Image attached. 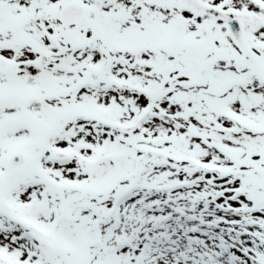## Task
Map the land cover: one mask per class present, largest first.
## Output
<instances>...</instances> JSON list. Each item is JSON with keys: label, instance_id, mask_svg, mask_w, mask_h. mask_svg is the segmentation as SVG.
<instances>
[{"label": "snow or ice", "instance_id": "6c2138e0", "mask_svg": "<svg viewBox=\"0 0 264 264\" xmlns=\"http://www.w3.org/2000/svg\"><path fill=\"white\" fill-rule=\"evenodd\" d=\"M0 264H264V0H0Z\"/></svg>", "mask_w": 264, "mask_h": 264}]
</instances>
